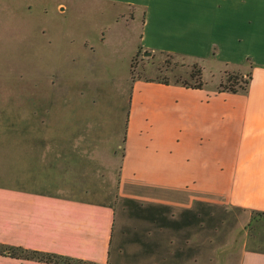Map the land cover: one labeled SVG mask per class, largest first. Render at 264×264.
<instances>
[{
    "label": "rangeland",
    "instance_id": "obj_1",
    "mask_svg": "<svg viewBox=\"0 0 264 264\" xmlns=\"http://www.w3.org/2000/svg\"><path fill=\"white\" fill-rule=\"evenodd\" d=\"M202 6L206 14L210 5ZM146 10L105 0H0V183L112 205L109 264H237L242 250H264V213L203 201L162 203L161 212L160 203L118 193L137 81L194 82L196 67L220 90L238 87L228 75L248 76L145 49Z\"/></svg>",
    "mask_w": 264,
    "mask_h": 264
},
{
    "label": "crops",
    "instance_id": "obj_2",
    "mask_svg": "<svg viewBox=\"0 0 264 264\" xmlns=\"http://www.w3.org/2000/svg\"><path fill=\"white\" fill-rule=\"evenodd\" d=\"M105 1L147 9L140 37L145 49L251 75L245 93L216 90L213 80L201 88L137 81L118 172L120 196L180 208L194 201L228 203L264 213V19H255L264 6L249 0ZM202 5H210L209 13ZM139 120L148 128L131 127ZM113 214L112 205L85 194L0 183L3 244L109 264ZM0 264L55 263L0 254ZM237 264H264V250H242Z\"/></svg>",
    "mask_w": 264,
    "mask_h": 264
},
{
    "label": "trees",
    "instance_id": "obj_3",
    "mask_svg": "<svg viewBox=\"0 0 264 264\" xmlns=\"http://www.w3.org/2000/svg\"><path fill=\"white\" fill-rule=\"evenodd\" d=\"M189 77L190 79L194 80V82H186L184 80H180V79H176L173 84H179L185 87H191V88H201L203 86V80L201 78V69L200 68H196L193 67V69L190 71L189 73ZM238 75H228V77L226 78V83L231 82V84L233 83H239L238 87H236L235 85L231 86H222L220 88V91H229V92H246L249 86V82H250V78L251 75L250 73L248 74V76L243 79H241L242 77H240ZM159 82H163L165 84L170 83V81H159ZM124 139H122L123 141ZM129 201H134L133 199H127ZM136 202V201H134ZM158 208L161 212L164 211L165 209H167L166 205H160ZM156 210V209H154ZM188 212H192V209H186L185 211H183L181 213V216L184 217L186 213ZM182 224H183V220H181ZM181 225V224H180ZM0 254L1 255H8V256H12V257H21V258H28V259H36V260H41V261H45V262H51V263H55V264H94L92 262H87L84 261L82 259H78V258H74V257H69V256H65V255H61V254H57V253H49V252H42L39 250H35V249H28V248H24V247H20V246H11V245H7V244H3L0 243Z\"/></svg>",
    "mask_w": 264,
    "mask_h": 264
},
{
    "label": "water",
    "instance_id": "obj_4",
    "mask_svg": "<svg viewBox=\"0 0 264 264\" xmlns=\"http://www.w3.org/2000/svg\"><path fill=\"white\" fill-rule=\"evenodd\" d=\"M144 53H145V54H149V55L151 54V52H150V51H145Z\"/></svg>",
    "mask_w": 264,
    "mask_h": 264
}]
</instances>
